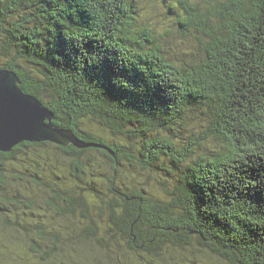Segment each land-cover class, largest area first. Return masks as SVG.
<instances>
[{
	"label": "trees",
	"instance_id": "1",
	"mask_svg": "<svg viewBox=\"0 0 264 264\" xmlns=\"http://www.w3.org/2000/svg\"><path fill=\"white\" fill-rule=\"evenodd\" d=\"M0 69L94 145L0 152V255L264 264V0H0Z\"/></svg>",
	"mask_w": 264,
	"mask_h": 264
},
{
	"label": "water",
	"instance_id": "2",
	"mask_svg": "<svg viewBox=\"0 0 264 264\" xmlns=\"http://www.w3.org/2000/svg\"><path fill=\"white\" fill-rule=\"evenodd\" d=\"M54 121L53 113L38 98L21 90L15 72L0 69V152L10 153L25 142H50L79 149L94 146L56 127Z\"/></svg>",
	"mask_w": 264,
	"mask_h": 264
},
{
	"label": "rangeland",
	"instance_id": "3",
	"mask_svg": "<svg viewBox=\"0 0 264 264\" xmlns=\"http://www.w3.org/2000/svg\"><path fill=\"white\" fill-rule=\"evenodd\" d=\"M145 9L149 15H154L156 17L157 13L153 12V9L151 8V6L149 4L146 6ZM156 19L160 25L163 24L162 22H160V20H162V18L160 16ZM131 178H135V180H137L138 182H143L145 179V177H138V176H134V175H132ZM49 216H51V214H49ZM43 221L47 222V219L45 218V219H43ZM27 259H28L27 261L19 260V263H18V262L7 259L6 255H0V264H38V262L30 256L27 257Z\"/></svg>",
	"mask_w": 264,
	"mask_h": 264
},
{
	"label": "bare ground",
	"instance_id": "4",
	"mask_svg": "<svg viewBox=\"0 0 264 264\" xmlns=\"http://www.w3.org/2000/svg\"><path fill=\"white\" fill-rule=\"evenodd\" d=\"M43 203V202H42ZM69 235V234H68ZM50 244V243H49ZM56 248V247H55ZM40 264V263H39Z\"/></svg>",
	"mask_w": 264,
	"mask_h": 264
}]
</instances>
